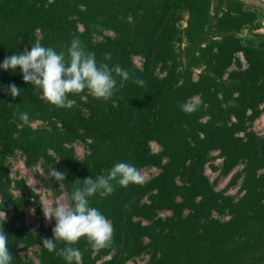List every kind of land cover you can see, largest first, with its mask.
Segmentation results:
<instances>
[{
  "label": "trees",
  "instance_id": "trees-1",
  "mask_svg": "<svg viewBox=\"0 0 264 264\" xmlns=\"http://www.w3.org/2000/svg\"><path fill=\"white\" fill-rule=\"evenodd\" d=\"M261 26L243 0H0V264H35L21 245L39 264H264V137L247 132L264 103ZM15 150L57 171L59 224L27 227ZM215 152L224 175L243 167L240 197L208 177Z\"/></svg>",
  "mask_w": 264,
  "mask_h": 264
},
{
  "label": "rangeland",
  "instance_id": "rangeland-1",
  "mask_svg": "<svg viewBox=\"0 0 264 264\" xmlns=\"http://www.w3.org/2000/svg\"><path fill=\"white\" fill-rule=\"evenodd\" d=\"M247 6L256 9L262 22L261 32L264 33V0H243ZM250 30L248 28L243 29L240 36L248 38L250 36ZM111 33H107L110 35ZM135 64L144 69L145 60L139 55L134 56ZM239 65L246 66V60L244 56L239 53L234 60L233 67L237 68ZM41 122L35 121L31 123L32 127L38 128L41 126ZM247 132L254 133L258 138L264 137V103L260 107V114L254 120L247 123ZM242 136L245 133H241ZM77 156L83 158L88 151V147L85 143L73 144ZM152 150L157 153L161 150V146L156 142L152 143ZM25 155L20 150H15L11 154L6 165L9 168V175L13 180L11 191L16 197H27V207L25 220L27 227L32 231H38L42 227L51 228L59 224L67 215L69 211V199L65 189L60 186H51L50 180L57 177V171L53 167H45L43 162H40L33 166H27L25 164ZM223 158H221L219 152L213 153V158L206 166V173L215 187L232 197H240L242 195V186L240 175L243 167L240 166L235 169L231 174L224 175L222 173ZM159 169L156 167H148L144 169L142 177L145 180H150L156 176ZM237 179V180H236ZM234 181H236L234 183ZM0 217L5 219L7 214L0 212ZM111 230V225L106 224L100 227L95 235L96 242L95 256H99L100 260H107L111 254H102L99 251L100 244L104 235ZM20 253L26 261L39 264V247H26L20 246ZM149 260V255H142L133 260H130L126 264H145Z\"/></svg>",
  "mask_w": 264,
  "mask_h": 264
}]
</instances>
